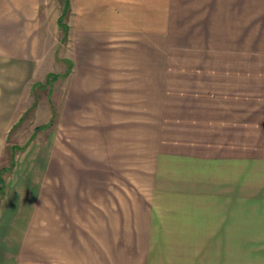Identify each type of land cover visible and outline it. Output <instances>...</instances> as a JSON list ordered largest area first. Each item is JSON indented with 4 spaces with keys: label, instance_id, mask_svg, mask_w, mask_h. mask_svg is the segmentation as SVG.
<instances>
[{
    "label": "crops",
    "instance_id": "obj_1",
    "mask_svg": "<svg viewBox=\"0 0 264 264\" xmlns=\"http://www.w3.org/2000/svg\"><path fill=\"white\" fill-rule=\"evenodd\" d=\"M43 4L0 0L8 122L44 78ZM67 6L51 156L2 179L0 264H264V0Z\"/></svg>",
    "mask_w": 264,
    "mask_h": 264
},
{
    "label": "rangeland",
    "instance_id": "obj_2",
    "mask_svg": "<svg viewBox=\"0 0 264 264\" xmlns=\"http://www.w3.org/2000/svg\"><path fill=\"white\" fill-rule=\"evenodd\" d=\"M44 1L45 4L42 5L40 17L43 21L45 51L39 54L42 60L39 75L42 76H38V78L43 76L44 78L38 81L36 77V81L40 83L30 80L22 88V91L17 93V103L14 110L16 109L18 114L12 117L9 122L8 67H0V187L5 176L13 175L16 163L21 162L23 172H27L26 175H33L32 173L39 168L35 163L36 159L39 160L42 157L47 162L52 152L53 118L46 114L52 108L53 96L63 92L62 86L59 90V85L56 82L64 80L70 70L67 40L68 6L67 0ZM55 18L58 20L57 29L53 25ZM0 65L3 64L0 63ZM20 114L22 116H19ZM48 119L49 122L46 121ZM142 167L141 172L132 174L131 168L133 166H125L126 180L123 185L125 190L128 188L127 178L129 177L127 176H131L130 178L137 176L136 181L138 186L140 184L139 188L142 191L147 190V176L142 174ZM48 171L49 165L46 164L44 172L40 175L46 176L45 180L42 181L46 190L52 185L49 177H47L49 176ZM1 195L2 193H0V198ZM156 203L169 202H166L163 197H158Z\"/></svg>",
    "mask_w": 264,
    "mask_h": 264
},
{
    "label": "trees",
    "instance_id": "obj_3",
    "mask_svg": "<svg viewBox=\"0 0 264 264\" xmlns=\"http://www.w3.org/2000/svg\"><path fill=\"white\" fill-rule=\"evenodd\" d=\"M0 182H1V180H0Z\"/></svg>",
    "mask_w": 264,
    "mask_h": 264
}]
</instances>
